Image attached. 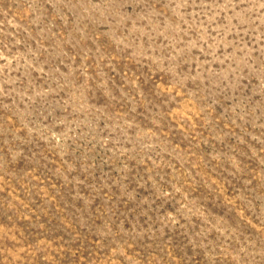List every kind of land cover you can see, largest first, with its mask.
<instances>
[{
  "label": "rangeland",
  "instance_id": "rangeland-1",
  "mask_svg": "<svg viewBox=\"0 0 264 264\" xmlns=\"http://www.w3.org/2000/svg\"><path fill=\"white\" fill-rule=\"evenodd\" d=\"M0 264H264V0H0Z\"/></svg>",
  "mask_w": 264,
  "mask_h": 264
}]
</instances>
